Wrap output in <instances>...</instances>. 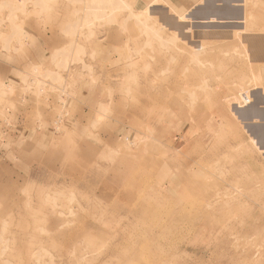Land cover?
<instances>
[{
    "label": "rangeland",
    "instance_id": "1",
    "mask_svg": "<svg viewBox=\"0 0 264 264\" xmlns=\"http://www.w3.org/2000/svg\"><path fill=\"white\" fill-rule=\"evenodd\" d=\"M242 1L0 0V264H264Z\"/></svg>",
    "mask_w": 264,
    "mask_h": 264
},
{
    "label": "crops",
    "instance_id": "2",
    "mask_svg": "<svg viewBox=\"0 0 264 264\" xmlns=\"http://www.w3.org/2000/svg\"><path fill=\"white\" fill-rule=\"evenodd\" d=\"M154 1H159L161 3L167 4L171 8H174L175 11L178 10L180 12V9H182V10H187L186 12H188L193 7L199 5L202 0H154ZM214 1L218 4L219 3L218 1H223V0H214ZM244 1L245 0H243L240 3L234 2L233 4L234 5H243L244 6ZM247 25L248 24H245V22L243 24H240L238 32H243Z\"/></svg>",
    "mask_w": 264,
    "mask_h": 264
},
{
    "label": "water",
    "instance_id": "3",
    "mask_svg": "<svg viewBox=\"0 0 264 264\" xmlns=\"http://www.w3.org/2000/svg\"><path fill=\"white\" fill-rule=\"evenodd\" d=\"M249 124H251V123H254L253 121H250V122H248ZM245 125H248V124H245Z\"/></svg>",
    "mask_w": 264,
    "mask_h": 264
},
{
    "label": "bare ground",
    "instance_id": "4",
    "mask_svg": "<svg viewBox=\"0 0 264 264\" xmlns=\"http://www.w3.org/2000/svg\"><path fill=\"white\" fill-rule=\"evenodd\" d=\"M89 5V4H88ZM99 5V4H98ZM92 8V7H91ZM96 8H97V6H96ZM88 9V8H87Z\"/></svg>",
    "mask_w": 264,
    "mask_h": 264
}]
</instances>
